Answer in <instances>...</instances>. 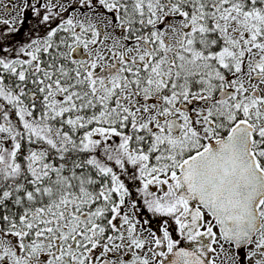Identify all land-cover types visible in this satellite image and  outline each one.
Instances as JSON below:
<instances>
[{
  "label": "snow or ice",
  "instance_id": "snow-or-ice-1",
  "mask_svg": "<svg viewBox=\"0 0 264 264\" xmlns=\"http://www.w3.org/2000/svg\"><path fill=\"white\" fill-rule=\"evenodd\" d=\"M0 264H264V0H0Z\"/></svg>",
  "mask_w": 264,
  "mask_h": 264
}]
</instances>
